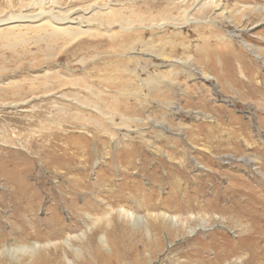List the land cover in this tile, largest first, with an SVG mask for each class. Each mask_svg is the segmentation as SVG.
<instances>
[{"label":"rangeland","instance_id":"rangeland-1","mask_svg":"<svg viewBox=\"0 0 264 264\" xmlns=\"http://www.w3.org/2000/svg\"><path fill=\"white\" fill-rule=\"evenodd\" d=\"M169 1L174 14L177 11L173 3L183 5L187 10L194 2L182 0L184 3L181 4L180 0ZM223 2L226 7L223 12L219 8H209L204 14L195 12L194 16L198 19L205 16L206 24L188 23L181 28V35L171 34V26H163L164 32H158L161 28L143 31L140 34L143 39L153 36L152 43L146 47L154 49L145 51V46L138 42L135 50L141 54L137 56L139 62L131 55H118L124 52L119 46L126 40L123 34L113 37L105 33L83 35L63 48L60 41L53 46L52 56L46 60H43L42 53H36L34 57L37 61L29 63L25 59L19 66L14 61L23 47L10 50L0 43V67L6 68L0 75H14V86H21L24 75L26 80L31 81L30 73L38 71L44 74L41 71L44 68L50 69L49 75L54 73L56 77L47 80L44 76L38 77V86L35 83L29 85L32 94L19 102H16L19 100L16 96L10 95L5 97L4 102L0 101V248L4 244L9 249L5 253L0 251V264H56L55 256L62 254L54 249L62 246L61 236L66 233L73 236L79 230L87 229L89 233L94 228L104 227L106 217L114 218L115 210L120 206L146 215L141 199L134 198L138 194L132 192L138 188L145 192L150 188L155 193L154 198L166 200L165 204H156L160 211L170 216L180 215L190 227H197L196 231L173 239L163 233L164 247L151 264H175L177 258L182 264H200L194 255L188 257L190 260L185 257L189 249L179 247V252H170V249L186 246L194 238L207 240L211 231L220 232L221 236L233 242V247L224 244L219 250L229 251L228 258L220 257L212 264H264V0ZM133 3L140 10L146 4L151 8L162 7L166 0H134ZM2 8H5L4 4H0V11ZM158 18L153 21L158 22ZM204 35L209 39L204 45H211L209 56L215 64L206 71L212 78L198 84L185 79L184 73H180L173 79V87L177 89L174 93L178 96L164 98L166 103L161 102L163 99L159 96L129 100L124 116L133 120L128 123L131 128L140 129V134L129 132L124 125H120L122 121L116 107L121 110L124 106L120 103L121 99L117 104L112 101L111 96L116 94L118 87L113 83V74L125 78L127 83L139 84L146 82V74L154 75V71L161 70L166 72V66L154 70L160 61L154 54L162 46L158 42L160 39L176 42L173 58L182 61L187 49L180 43L184 41L188 44L191 66L201 70L203 62L200 55L204 51L203 47L201 51L197 48L203 43L201 39ZM32 45L29 43L31 51H36L38 46L43 48L42 43ZM164 47L169 50L171 45L167 43ZM231 54L232 57L228 56ZM220 56L224 57V62L228 56L226 63L229 66L226 65V69L216 65ZM126 57L130 58L127 66L134 72L119 71L114 67L118 59ZM148 60L152 63L148 64ZM250 79L252 82H248ZM26 84L23 83L24 88ZM83 85L95 86L100 90V96L79 87ZM14 86L8 88L9 94ZM53 86L52 91L65 92L68 100L79 93L82 105L63 99H57L58 103L54 104L53 96L45 93ZM145 87L143 92L147 91ZM13 101L17 104H11ZM221 106L226 111L221 110ZM107 119H112L119 126V139H112L103 129L102 125L108 124ZM154 121H162V124ZM160 130L171 137L158 138ZM190 137L192 139L189 140ZM190 141L195 148L191 147ZM52 153L63 158L55 156L51 159ZM165 154L169 155V159ZM66 157L69 160H65ZM181 164L184 165L183 172L173 174L172 178L184 180L185 183L181 184L184 197L195 196L204 201L212 195L218 199L211 200V205L206 203L202 207L187 209L179 201H183L179 192L176 196L169 193L176 187L175 184L163 182L158 184L159 187L151 185V182L170 172L167 169L169 165L176 168ZM252 164L256 165V169ZM141 166L148 170L156 167L160 172L150 178L148 173L138 172ZM130 172L137 173L135 188L131 179L126 177L133 175ZM70 176L79 178V184H87L86 190L76 192L71 188ZM239 177L251 185L250 188L260 190L262 205L251 208L258 212L246 216L228 207L231 199L227 185L231 181L236 183ZM246 183L240 185L239 193L245 190ZM213 184L216 185L215 190L211 188ZM126 189L131 190V195L127 196ZM85 200L89 201L88 206L73 207L80 206ZM252 200L253 197H243L238 201L242 206H249ZM71 202L73 205L68 207ZM53 227L57 230L54 231ZM59 232L61 235L56 237ZM249 232H256L254 235L262 237L255 241L245 238ZM71 244L81 248V255L69 253L67 256L74 263L89 256L86 241L74 238ZM31 246H38L34 253H29ZM125 247H121L124 250L121 251L119 264L126 263L124 258L128 249ZM14 250L15 255L11 257L9 254H13ZM206 251L212 250L204 248ZM118 257L109 255L102 264H116L111 260ZM185 259L187 262H184Z\"/></svg>","mask_w":264,"mask_h":264},{"label":"bare ground","instance_id":"bare-ground-1","mask_svg":"<svg viewBox=\"0 0 264 264\" xmlns=\"http://www.w3.org/2000/svg\"><path fill=\"white\" fill-rule=\"evenodd\" d=\"M0 1H2V3L0 4L5 5V8H2V10L0 11V43L2 42L1 43L2 47H9L10 50H14L18 46L23 47V50L19 52L18 57L14 61L15 63H17L16 66H19L22 60L25 59H28L27 61L29 63H34L35 61H37V58L34 57V54L36 53H42L44 56L43 60H46L47 58L52 56L53 46H55L57 42L60 43L61 41L64 45L62 46L63 48L65 47L66 44L73 42L75 39L83 35L91 36L93 34H98V33L99 34L105 33L106 36L108 37L119 36L123 34L126 40L124 41V43H119V46L121 50H123L124 52L118 55H131L135 59V61L139 62L137 56H140L141 54L135 50L136 48L135 46L137 45L138 42L145 46L146 48L145 51L151 52L153 51L152 49H154V48L146 47L147 45L152 43L153 36L150 35L147 39L145 38L143 39L142 35L140 36V34H142L143 31L149 30L151 28H158V29L161 28L160 30H158V32H164L165 26L166 27L171 26L173 28L171 34L181 35L182 33L181 28L184 27L185 25H188V23L202 22L206 24L207 19L205 18V16H202L200 17V19H198L194 16L195 12L204 14L205 11L209 8L211 9L219 8L222 9V12L226 10L223 0H194L192 6L187 10L184 8L183 5L179 6L178 4L173 3L176 8V11L178 12V13L176 12L177 14L172 13L170 8L173 6L169 5L172 4L169 0H168L169 2L166 0L164 6L158 8H151L145 3L146 6L140 10L136 9L135 4L133 3L134 0H0ZM180 1H177V3L180 4ZM183 3L184 2L182 1L181 4ZM156 17L157 18L159 17L158 22L153 21ZM209 17L210 15L208 16V18ZM204 18L206 20H204ZM135 34H138V36H134ZM208 40L209 39L207 38V36L204 35L203 38L201 39L203 43L198 46L199 48H197L201 51V47H203V51H204L201 52L202 54L200 55V58L203 62V67L201 70H195L191 66L190 54H189L190 51L188 50L189 45L186 44L183 41V39H182L183 42L180 43V45H182L185 49H187L185 52L186 56L183 61L181 59L173 58L174 55L173 52L175 51L174 48L175 45H177L176 42H174L171 39L169 40L166 39L165 41H162L160 39L158 40V42L162 46L160 49L154 52V54L158 58H160V61L158 64L155 65L154 70H157V67L166 66L168 67V70L166 72L161 70V71H154L156 72L154 75L146 74L147 75L146 82H140L139 84L134 82L127 83L125 82L126 81L125 78L118 77L113 74L112 76L113 83L118 84V87L116 86L117 87L116 94L111 96L112 101L114 104H117L119 103L118 99H121L120 103H122V106H124V109L121 110L116 107V110L119 113V118L122 121L119 124L124 125L126 127V130L129 132L132 131L140 134L139 131L140 129L136 127L131 128L132 125L128 123L129 121H133V120L129 117L124 116V112L126 111L127 108H129L128 106L129 100L133 98L139 100L142 99L143 96L146 97L159 96L162 97L163 99L161 102L166 103V100H164V98L166 97L175 98V96H178V93L176 94L174 93L175 91H177V89L175 90L173 87L174 84L173 79L177 77L180 73H184L185 79H191L194 81V83H198V84H201L200 83L201 81L206 82L210 78H212V76L206 72L208 69H211L212 65H215L213 62V58L209 56V47L211 45H204L206 41L209 42ZM29 43H32L33 45L35 44L37 46L42 43L43 48L41 46H38L36 51H31L30 50L31 47L29 46ZM167 43L171 45V48L169 50H166L164 47L165 44ZM40 47L42 48V50L40 49ZM148 52L147 54H150ZM30 56L32 57L31 60H30ZM228 56L232 57V54ZM228 56L226 57L225 62H224V57L220 56V59L219 57H217L216 65L218 67L225 68L227 65L226 60ZM129 59H130L129 57L118 59L115 62L114 67L119 71L120 70L127 71L129 73L134 72V70H132L127 66ZM151 63L152 62L148 60V64ZM185 63L187 65H185ZM5 70L6 68L0 67V72H4ZM41 71H43L44 74L38 71L35 73H30L31 81L26 80L25 75L21 77V81H23L20 83L21 86H18L17 84H15L16 86L13 85L12 80H14V75L11 76L6 74L0 75V92L2 94L0 96V101L4 102L5 97L10 95L12 97L16 96L19 99L16 102H19L20 100H23L22 98L26 97L28 94H32V90L29 88V85L35 83L36 86H38L37 83L39 81L37 80L38 77L44 76L46 80L49 77L52 79L56 78L54 73L49 75V72L51 71L50 69L44 68ZM109 77L110 76H108V78ZM221 78H223L222 75ZM248 82H252V79L248 80ZM23 83H27L26 88L23 87ZM145 85L147 87V91L143 92L142 88ZM12 86H14V88L10 90L11 94H9L8 88ZM44 87L46 88L47 86ZM54 87L55 86L48 88L45 92L47 93V95L53 96L52 102L54 104L58 103L57 99L58 100L63 99L73 104L79 103L80 105H82L78 99L79 93L75 94L73 96V99L68 100L66 99L67 95L65 92L52 91ZM79 87L81 89L82 88L88 89L91 92L93 91V94L97 95L98 97L100 96L101 92L100 90H97L95 86L83 85ZM186 88L189 87L187 86ZM182 91L183 88L181 89V92ZM16 102L13 101L11 104ZM79 107L80 106H78L77 109H79ZM221 110L224 111L225 108L221 106ZM176 111L179 110L177 109ZM142 120L143 119H139V121ZM154 122L162 124V121L160 122L154 121ZM107 123L108 124L102 125L103 129L107 133H109L112 139L114 140L116 138L119 139V132L117 131V129H119V126H116L117 123L112 122V119H109ZM164 133H165L164 130H160L159 133H157V135L160 134L158 138L171 137L169 135L167 136ZM173 138L178 140L176 136ZM190 139H192V137H190L189 140ZM192 142L193 141H190L189 144L192 145L191 147H194L195 145H193ZM150 144L152 145L151 142ZM165 155L169 159V155L168 154ZM55 156H62V155L52 153L50 155V158L53 159V157ZM243 157L244 159L247 160L245 156ZM65 160H69V158L66 157ZM56 164H60V163L56 162ZM252 166H254V168L256 169L255 164L254 165L252 164ZM169 167L170 168L167 169L170 172L167 173L165 177H163L162 175L160 176L159 180L151 182V185L156 186L163 182L169 185L175 184L176 187L170 190L169 193L174 194L176 196L179 192L178 195L181 194L183 196V198L181 197L183 201L182 200L179 201L180 203H183V206H186L187 209L192 206L202 207L206 203L211 205L212 204L211 200L213 202L214 198H215L214 201L218 199L217 197L212 195H210L211 197L209 196L208 198L205 197L207 201H205L206 199L204 201L198 200L195 198V196L184 197V193L182 192L183 188H181V184L185 183L184 180L172 178L173 174L181 173V171L183 170L182 167H184V165L181 164L176 168H173L171 165H169ZM141 171L148 173L150 178L156 175L158 172H160V170H158L156 167L152 168L151 170H148L145 166H141V168H139L138 172L141 173ZM130 173L133 174L131 176L132 178L129 176L126 177L131 179V181L133 182V187L135 188L137 187L135 180V177H137V173H133V172ZM77 181H79V178L70 176L69 185L71 186V188H73L76 192H82L83 190H86L87 184L82 182L79 184ZM245 183L246 181H243V179L240 177L237 179L236 183H234L233 181L228 183L227 188L230 190L229 198L231 199V203L229 204L228 207L231 209V211H234L238 214L243 213L247 216L250 213H253L254 211L258 212L256 209H251V208L252 206L257 207L258 205L259 206L262 205L261 204L262 194L260 190H257L254 187L250 188L251 185H248L247 183L245 185L246 187L245 190L242 193H239L238 191L241 189L240 185L243 186ZM211 188L215 190L216 185L213 184ZM141 189L138 188L132 192L133 194H138V196H140V198L138 196L136 197L134 196V198L138 200L141 199V203L145 207V210H147L146 215L138 214L137 210L132 211L130 210L131 208L126 209L120 206L115 210L116 216L114 218L106 217L107 224L104 227L94 228L89 233H87V229L79 230V232L75 233L73 236H71L70 233H66V235L61 236L62 246L55 247L54 249L57 253L60 251L62 254L61 256H55L56 264H102V262L106 259V257L112 254L117 255L119 257L112 259L111 263L114 262L116 264H119V262H121L119 260L120 256L122 255L121 251L124 250L123 248H121L122 245H124V247L126 246L125 249L126 248L128 249V255L124 258V262L126 263L124 264H151L154 261V259L157 257L159 252L162 250V248L164 247L163 237H162L163 233H165L169 238L173 239L175 237L183 236L185 234H190L196 231L197 227L196 226L190 227V225L187 224V221H184L180 215L170 216L159 210L160 207H158V205L156 204H160V203L165 204L166 200H164V198H161V200L158 197L154 198L153 196L155 195V193L152 192L150 188L148 192H145V190H141ZM126 191H128L127 196L131 195L130 189H126ZM239 196L240 198L253 197V200L249 206H242L238 201L240 199L238 198ZM89 204H90L89 201L85 200L82 202L80 206L73 205V202H71L68 205V207L73 205L75 209H78L81 207L88 206ZM93 206L95 207L94 204ZM154 210L155 212H151ZM260 216L261 215H259V217ZM167 225H169L170 227H167ZM200 225L204 227L203 223H201ZM53 229L54 231L57 230L55 227H53ZM254 233L249 232L245 238H249L255 241L254 239L262 237L261 235H254ZM218 234L220 236H218ZM59 235H61V232L56 233V237ZM74 238H78L82 242L86 241L87 249L89 251V256L81 259L77 263H74L71 259L67 257L69 253L71 254L75 253L76 255H81V248L79 246H73L71 244ZM208 238L209 239L207 240L205 239L204 241H200L199 238H194L192 241L188 242L186 246H177L172 250L170 249V252L171 251L179 252L180 250L178 249L187 248L190 250V252H188V254H185V257L188 260H190L188 257L190 255H194V259L198 261L200 264H203L205 262L211 264L215 263V261L218 260V258L220 257L228 258L229 251L220 252L219 250L221 249V246H223L224 244L233 247V242L231 243V240H228L229 238L223 235L221 236L220 232L217 231L209 232ZM95 244L100 246L101 249H98ZM37 247L38 246L29 247V253H34ZM204 248L207 249L211 248L212 251L204 252ZM237 249H239V246H237ZM8 250L9 249L4 244H1L0 251L2 253H5L6 251L8 252ZM15 251L16 250H14L13 254H9V255L11 257L12 256L14 257ZM101 251H104L108 254L105 255ZM210 253L212 254L210 255ZM203 254H205V256ZM169 258L170 257L168 254V259ZM184 262H187L186 259ZM175 264H182V262L181 260H179V258H177Z\"/></svg>","mask_w":264,"mask_h":264}]
</instances>
